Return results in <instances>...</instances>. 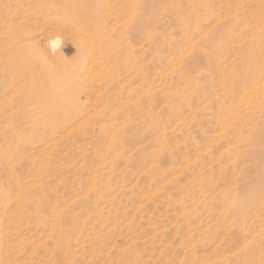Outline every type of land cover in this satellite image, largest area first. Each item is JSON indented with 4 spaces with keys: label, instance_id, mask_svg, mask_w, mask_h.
I'll return each mask as SVG.
<instances>
[{
    "label": "rangeland",
    "instance_id": "obj_1",
    "mask_svg": "<svg viewBox=\"0 0 264 264\" xmlns=\"http://www.w3.org/2000/svg\"><path fill=\"white\" fill-rule=\"evenodd\" d=\"M0 199V264H264V0H0Z\"/></svg>",
    "mask_w": 264,
    "mask_h": 264
},
{
    "label": "bare ground",
    "instance_id": "obj_2",
    "mask_svg": "<svg viewBox=\"0 0 264 264\" xmlns=\"http://www.w3.org/2000/svg\"><path fill=\"white\" fill-rule=\"evenodd\" d=\"M61 15H62V14H61ZM56 17H58V16H56ZM61 19H62V18H61ZM74 19H75V18H74ZM71 20H72V19H71ZM75 22H76V21H75ZM56 25H57V24H56ZM71 25H72V23H71ZM73 26H74V25H73ZM53 28H54V27H53ZM79 29H80V28H79ZM80 38H81V37H80ZM81 40H82V38H81ZM14 41H16V40H14ZM50 42H51V41H50ZM15 43H16V42H15ZM48 43H49V42H48ZM54 43H55V42H54ZM51 44H52V43H51ZM51 44H50V45H51ZM14 47H15V46H14ZM50 47H51V46H50ZM83 53H84V52H83ZM92 57H93V56H92ZM94 61H95V59H94ZM56 71H57V70H56ZM64 71H65V70H64ZM78 71H79V70H78ZM253 71H254V70H253ZM54 72H55V71H54ZM258 72H259V71H258ZM62 73H63V71H62ZM62 73H61V74H62ZM51 74H52V73H51ZM66 75H68V74H66ZM70 75H71V74H70ZM74 76H75V75H74ZM58 77H59V79H60V78L63 79V78H62L63 75H62L61 77H60V75H59ZM67 77L70 78V76H67ZM67 77L64 78L65 80L63 79L62 82H61V79L59 80V79H56V78H55V80H56V81L59 80V82H60L61 84H63V82H65V81L70 82L72 79H71V80H70V79H67ZM79 77H81V76H79ZM66 79H67V80H66ZM73 79H74V78H73ZM259 79H260V78H259ZM53 80H54L53 74H52V75H48V77H47V79H46L47 84H48V85L52 84ZM55 80H54V81H55ZM77 80H78V79H77ZM257 80H258V78H257ZM260 80H261V79H260ZM43 81H45V78L43 79ZM56 81H55V82H56ZM73 81H74V80H73ZM254 81H255V80H254ZM57 82H58V81H57ZM255 82H257V81H255ZM44 83H45V82H44ZM71 83H72V82H71ZM73 83L75 84V82H73ZM251 83H252V82H250V83L248 82V84H251ZM257 83H258V82H257ZM27 84H28V83H27ZM54 84H57V83H54ZM61 84H60V85H61ZM68 84H69V83H68ZM74 84H73V85H74ZM254 84H256V83H254ZM259 84H260V83H259ZM29 85H30V84H29ZM70 85H72V84H70ZM73 85H72V86H73ZM244 85H245V84H244ZM256 85H257V84H256ZM10 86H11V85H10ZM18 86H19V85H18ZM18 86H17V87H18ZM248 86H249V85H248ZM251 86H253V85H251ZM52 87H53V86H52ZM52 87H51V88H52ZM12 88H13V87H12ZM49 88H50V87H49ZM54 88H55V87H54ZM30 89H31V88H30ZM45 89H46V84H45V88H43L42 91L45 90ZM55 89H56V88H55ZM245 89H246V88H245ZM47 90H48V89H47ZM49 91H50V90H49ZM54 91H55V90H54ZM54 91H53V92H54ZM59 92H61V91H59ZM44 95H45V92H44ZM55 95H57V94H55ZM29 96H30V95H29ZM42 96H43V95H42ZM77 96H78V95H77ZM46 97H47V96H46ZM78 97H79V96H78ZM26 98H27V97H26ZM31 98H32V97H31ZM36 98H37V97H36ZM61 98H62V97H61ZM76 98H77V97H75V98L73 97V99H74V104H75V103L77 104V103L80 102V100H79L78 98H77V99H76ZM52 99H53V98H52ZM59 99H60V98H59ZM44 100H45V99H44ZM53 100H55V99H53ZM53 100H52V101H53ZM35 101H36V99H35ZM35 101H34V102H35ZM72 101H73V100H70V99L67 100V102H68L70 105H73V102H72ZM43 102H44V101H43ZM47 102H48V101H47ZM49 102H50V98H49ZM64 102L66 103V101H64ZM248 102H249V101H248ZM45 104H48V105H49V103H46V102H45ZM245 104H246V103H245ZM43 106H45V105L43 104ZM73 106H74V105H73ZM239 106H240V105H239ZM45 108H46V107H45ZM115 112H116V111H115ZM69 119H70V118H69ZM111 133H112V132H111ZM109 140H110V139H109ZM24 189H25V188H24ZM25 191H26V190H25ZM23 193H24V190H23ZM23 195H25V193H24ZM20 196L23 197L22 199H24V196H22V195H20ZM0 200H1V199H0ZM20 200H21V199H20ZM2 202H3V201H2ZM22 202H23V201H22ZM4 204H5V203L3 202V205H4ZM20 204H21V203H20ZM5 205H6V204H5ZM5 205H4V206H5ZM20 207H21V205H20ZM1 216H2V215H1ZM1 221H2V219H1ZM1 227H2V226H1Z\"/></svg>",
    "mask_w": 264,
    "mask_h": 264
}]
</instances>
